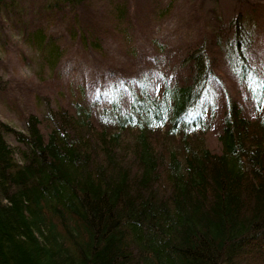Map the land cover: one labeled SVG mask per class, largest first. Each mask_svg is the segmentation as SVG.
I'll use <instances>...</instances> for the list:
<instances>
[{"label":"trees","instance_id":"1","mask_svg":"<svg viewBox=\"0 0 264 264\" xmlns=\"http://www.w3.org/2000/svg\"><path fill=\"white\" fill-rule=\"evenodd\" d=\"M234 1L208 31L163 27L190 0H0V264H264V0Z\"/></svg>","mask_w":264,"mask_h":264},{"label":"rangeland","instance_id":"2","mask_svg":"<svg viewBox=\"0 0 264 264\" xmlns=\"http://www.w3.org/2000/svg\"><path fill=\"white\" fill-rule=\"evenodd\" d=\"M20 1H24L23 6L25 8L29 7L30 0H17L16 4L19 5ZM36 1H39V0H32V5L34 6H31L30 7L31 9L28 11V15L30 14V16H28V19L34 18L35 16L33 15L35 11L38 12L37 8L39 7H35L38 5ZM234 3H235L234 0H190L188 6L186 8L185 6L184 8H179V11H177L174 14L176 15L175 18L172 20V18L174 17L172 16L171 19L168 21V23L163 24V27L169 30H174L178 28L179 24L181 23L180 18L184 16L185 10L193 9L195 10L194 16H196L197 24L201 25L203 29L211 31L215 29V27L219 26L221 21L223 23L224 16H226L227 12L231 11L232 8H234L233 7L235 5ZM1 13H3L4 19L8 20L9 16H7L6 12L4 11V8H1ZM12 15L13 16L11 17H14L15 22L17 23L24 21V17H27V16H16L14 12H12ZM10 24H13V22L9 23V25ZM2 28L0 26V37H3V34H4L2 31ZM22 28L23 27L21 26V29ZM11 33L13 34L15 38L21 39V33H22L21 31H17L15 29V30H12ZM1 43L3 44L5 43L3 38L1 39ZM28 49L30 52H33L30 46L28 47ZM0 53H2L1 50H0ZM21 69H22L23 74L25 75L33 74L38 70V64H27L23 66ZM0 117H4L5 119L12 121L20 129H26L25 121L19 120L17 117H15L13 113L8 112V110L0 109ZM210 143L213 146L216 143L215 138L211 137Z\"/></svg>","mask_w":264,"mask_h":264}]
</instances>
